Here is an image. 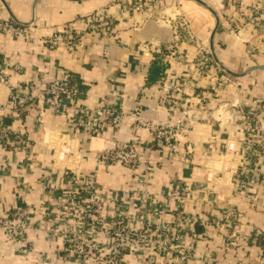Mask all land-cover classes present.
I'll use <instances>...</instances> for the list:
<instances>
[{"label":"crops","instance_id":"1","mask_svg":"<svg viewBox=\"0 0 264 264\" xmlns=\"http://www.w3.org/2000/svg\"><path fill=\"white\" fill-rule=\"evenodd\" d=\"M200 1L209 9L196 0H0V21L32 30L30 39L0 34V69L10 78L9 85L0 83L6 106L0 114L27 142L24 149L0 150V215L25 206L31 220L22 240L0 235V264H78L48 234L49 217L60 219L56 198L67 171L94 178L122 209L131 200L161 205L178 185L204 190L177 210L193 218L181 229L190 258L151 255L149 264H264V0ZM143 2L146 8L135 10ZM100 14L109 25L87 30L83 20ZM56 32L78 42L72 48L41 43ZM202 54L210 58L208 78L195 72ZM63 73L80 86L73 104L46 111L41 123L37 110L11 109V87L42 88ZM222 73L229 83L219 84ZM166 74L194 84L173 111L157 103V83ZM115 103L155 123H182L176 150L161 151L151 133L134 132L131 116L116 130L73 128L85 111ZM255 134L259 153L244 168L242 150ZM136 140L143 154L135 170L97 164L101 149ZM165 212L161 218L173 221L175 214ZM24 247L32 248L28 257L20 254ZM125 264H137L136 257L127 255Z\"/></svg>","mask_w":264,"mask_h":264},{"label":"built area","instance_id":"2","mask_svg":"<svg viewBox=\"0 0 264 264\" xmlns=\"http://www.w3.org/2000/svg\"><path fill=\"white\" fill-rule=\"evenodd\" d=\"M147 2V1H146ZM135 10L142 11L146 3H138ZM87 30L93 32L109 25V21L102 14L97 18L88 17L83 20ZM0 34L13 39H30V27L18 25L9 20L0 21ZM75 36L64 35L56 32L50 36L42 37L41 43L49 48L59 46L74 47L78 42ZM178 60H183L178 57ZM194 63L195 72L208 78L210 58L199 55ZM6 67V65H5ZM219 84H227L230 77L222 73L218 78ZM0 83L9 85L10 78L5 69H0ZM193 88L192 82L174 80L170 74L163 76L157 83V103L168 111L178 109L184 103L187 88ZM80 95L78 82L69 73H63L39 87L34 83H25L11 87L8 104L17 113H29L37 110L36 122L41 119L46 111L58 112L67 101L73 104ZM6 109L0 104V111ZM134 117V132L141 129L154 136L156 147L161 151L176 150L177 132L182 128V123H155L149 119L136 116L134 111H124L119 104L100 106L96 109L85 111L73 124L75 130L85 133H98L104 128L118 129L125 117ZM248 129V133H249ZM255 140L248 143L242 150V167L251 165V157L259 153L253 147ZM253 143V144H252ZM27 145L23 135L13 131L5 124L0 114V150L11 147L25 148ZM141 141L129 143L113 142L97 153V164L104 167H124L135 170L141 163ZM245 181L242 179L241 185ZM203 193L201 187L174 186L165 194L164 203L161 205H147L145 202L131 200L121 208L115 203L114 194L97 187L94 178L81 177L74 171H67L64 177V188L56 205L59 211V220H53V226L48 228L52 238L62 241L63 252L68 260L78 264H125L127 255L135 256L137 264H149L150 256L159 258L171 256L172 259L184 260L190 258L189 250L184 246L183 233L192 223L193 218L178 213L179 206L193 192ZM106 200L114 205L108 209ZM120 202V201H119ZM174 213L173 221H164L161 216ZM226 218V215L224 216ZM31 223L28 207H20L9 214L0 215V235L7 240H22ZM32 247V246H31ZM31 247L21 249V255L28 257L32 252ZM40 258V257H38Z\"/></svg>","mask_w":264,"mask_h":264},{"label":"water","instance_id":"3","mask_svg":"<svg viewBox=\"0 0 264 264\" xmlns=\"http://www.w3.org/2000/svg\"><path fill=\"white\" fill-rule=\"evenodd\" d=\"M197 2H199V3H201L203 6H205L206 8H208V6L205 4V3H203L202 1H200V0H196ZM209 9V8H208ZM227 73H229V72H227ZM230 74V73H229Z\"/></svg>","mask_w":264,"mask_h":264},{"label":"trees","instance_id":"4","mask_svg":"<svg viewBox=\"0 0 264 264\" xmlns=\"http://www.w3.org/2000/svg\"><path fill=\"white\" fill-rule=\"evenodd\" d=\"M155 75H156V72H155ZM154 76L152 75V77L151 78H153Z\"/></svg>","mask_w":264,"mask_h":264}]
</instances>
